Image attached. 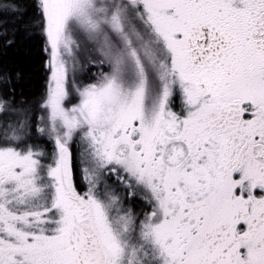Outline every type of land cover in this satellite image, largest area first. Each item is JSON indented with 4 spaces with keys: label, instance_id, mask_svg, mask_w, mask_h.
<instances>
[{
    "label": "snow or ice",
    "instance_id": "obj_1",
    "mask_svg": "<svg viewBox=\"0 0 264 264\" xmlns=\"http://www.w3.org/2000/svg\"><path fill=\"white\" fill-rule=\"evenodd\" d=\"M0 57V264H264V0H0Z\"/></svg>",
    "mask_w": 264,
    "mask_h": 264
},
{
    "label": "trees",
    "instance_id": "obj_2",
    "mask_svg": "<svg viewBox=\"0 0 264 264\" xmlns=\"http://www.w3.org/2000/svg\"><path fill=\"white\" fill-rule=\"evenodd\" d=\"M26 47L27 46H25V48ZM25 48H22L18 51L10 50L9 56L4 59L12 60L14 58L16 62H19L20 66L25 70V74L29 77H32V84L35 85L36 78L34 76V70L36 65L32 63V60H34V53L31 55L27 54Z\"/></svg>",
    "mask_w": 264,
    "mask_h": 264
}]
</instances>
